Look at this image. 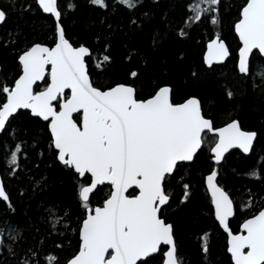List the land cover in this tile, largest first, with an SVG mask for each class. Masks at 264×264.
<instances>
[{"label":"snow or ice","instance_id":"6c2138e0","mask_svg":"<svg viewBox=\"0 0 264 264\" xmlns=\"http://www.w3.org/2000/svg\"><path fill=\"white\" fill-rule=\"evenodd\" d=\"M144 2L88 0L107 28L95 34V44L69 34L66 19L78 5L61 0H32L44 14L50 42L21 48L18 34L0 37V48L14 53L12 68L0 61V152L5 162L0 204L15 214L7 183L22 178L21 165L31 151L40 163L68 176L76 206V226L70 227L71 208L41 201L47 228L32 242L5 221L11 231L0 230V252L6 249L17 264H192L177 217L191 208L197 174L208 200L202 214L226 234L227 264H264V204L254 210L249 199L241 207L221 183V170L234 150L251 158L258 146L264 147V127H245L236 103L249 88L264 103V0H238L234 6L225 0H184L179 22L165 12L164 26L155 28L149 27L155 12L143 11ZM32 3L20 4L19 10L30 12ZM151 3L160 6V0ZM233 7L235 48L223 31L225 10ZM15 10L17 0H11L9 10L0 8V26ZM121 10L129 15L114 26L112 17ZM201 25L211 26L208 39L181 90L169 78L168 58L157 62V56L170 35L190 40ZM121 34L124 40L117 47L124 49L123 67L113 77V41ZM137 37L149 39V52L134 47ZM186 55L179 53L175 62L183 63ZM137 57L140 62L134 65ZM228 62L234 73L231 85L216 78L217 66ZM209 82L220 89L219 96L187 90ZM259 160L261 171L254 166L247 174L264 179V155ZM28 184L19 195L32 201L46 190L48 177H29ZM246 210L253 214L234 232L231 219ZM53 237L60 238L53 242L55 251L43 252ZM214 237L211 230L198 234V264H213Z\"/></svg>","mask_w":264,"mask_h":264},{"label":"trees","instance_id":"16d2710c","mask_svg":"<svg viewBox=\"0 0 264 264\" xmlns=\"http://www.w3.org/2000/svg\"><path fill=\"white\" fill-rule=\"evenodd\" d=\"M32 3V0H17V10L10 11L7 23L0 26V37L4 36L7 32L11 31L19 35V47H24L26 43L42 42L48 43L50 31L47 29L44 14L37 9V6L32 3V10L27 13H22L19 10V5ZM11 0H0V8L9 10ZM62 4L75 3L78 5L75 12L69 10L70 15L66 19L69 34L74 38L79 37L84 40L87 39L89 43L95 44V34L103 31L107 32L106 25L100 24L101 12L95 6L88 4V0H61ZM228 5H236L238 0H225ZM184 0H160V6L155 7L152 5L151 0H145L143 11L155 12V16L150 20L149 27H163L162 19L163 13H168L170 17L175 18L178 22L184 15ZM129 13L121 10L118 14H114L112 22L115 26L116 22L123 17L127 18ZM235 20V9L231 11L225 10V19L223 23V31L228 35V42L235 48L236 43L233 39V34L230 31L231 25ZM94 22V23H93ZM208 27L201 25L192 31L190 34L192 39L185 40L178 37L169 36L164 42V46L158 53L157 62L160 57H167L169 66L172 69L170 79L181 90H185L184 81L188 79L189 68L193 66V61L199 63L202 53L204 51V44L208 39ZM203 37V38H202ZM121 40H124L121 34L117 40L113 41V55L115 56V64L111 69V75L116 77L120 74L123 67V53L122 46L117 47ZM199 41V43H197ZM134 47L143 52L150 51V41L147 37H137L134 41ZM102 51V49H97ZM187 53L186 59L183 63L175 62V58L179 53ZM14 53L7 49L0 48V61H6L9 68L14 64ZM140 60L137 57L134 60V65L139 64ZM14 70V69H13ZM234 73L232 71V63L228 62L227 66H217L216 78L221 83H234ZM94 79H100L102 82L106 77L94 76ZM187 90L196 92H205L207 94L220 95V89L214 88L212 82L206 84L203 88L200 86L190 87ZM236 103L239 104V114L245 127L249 128H262L264 127V103L258 92H253L250 88L243 96L238 95ZM261 143L264 145V136L261 137ZM234 155L227 158V163L222 168L221 183L233 194L237 204L241 207L249 200L253 199L254 210L259 209L264 204V179H256L248 175L249 170L253 169L259 173L260 160L259 157L264 155V147L258 146L256 149L257 155L251 158H244L238 150H234ZM39 164V167L36 165ZM5 166L4 157L0 152V174ZM21 167L24 169L22 178L20 180H10L7 183V190L10 192L11 197L15 204V214L10 215L7 213L3 204H0V230L5 231L7 234L11 229H5L4 222L9 221L11 225L23 230L24 235L32 242L33 237L38 238L40 234L44 233L47 228L42 209L40 208L41 201H49L50 203H58L63 207L72 209L73 218L70 227L76 226L75 203L72 197V189L68 176L56 167H48L47 163H40V158L34 153L29 151L28 159ZM233 169L236 171L233 172ZM47 175L48 186L45 191L41 192L32 201H28L19 195V191L30 187L28 178L40 179L42 176ZM196 184L195 197L193 199L190 210H185L177 219L179 221V232L182 236L185 249L191 254L192 264H198L199 257L197 256V236L202 230H211L215 233L216 246L213 247V264H219L223 261L227 264V257L224 253V245L226 242V234L222 230L217 231L216 224L212 219L204 216L202 212L206 210L208 200L205 196V190L200 186V176L196 175L194 181ZM253 210V211H254ZM250 211H238L237 215L231 219L230 227L232 230L238 231L239 224L252 215ZM46 215V214H45ZM39 229V232L36 229ZM59 242V237H53L45 241L42 246V251L45 253L55 251L52 247L53 242ZM75 244V238H73ZM17 252L20 257H23V251L17 245ZM0 264H17V257L9 256L6 249L0 252Z\"/></svg>","mask_w":264,"mask_h":264},{"label":"water","instance_id":"95a60500","mask_svg":"<svg viewBox=\"0 0 264 264\" xmlns=\"http://www.w3.org/2000/svg\"><path fill=\"white\" fill-rule=\"evenodd\" d=\"M242 222H243V221H242ZM242 222H241V223H242ZM241 223H240V224H241ZM240 224H239V226H240Z\"/></svg>","mask_w":264,"mask_h":264}]
</instances>
